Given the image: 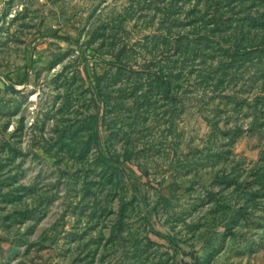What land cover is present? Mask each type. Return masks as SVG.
<instances>
[{
    "label": "rangeland",
    "instance_id": "374dc122",
    "mask_svg": "<svg viewBox=\"0 0 264 264\" xmlns=\"http://www.w3.org/2000/svg\"><path fill=\"white\" fill-rule=\"evenodd\" d=\"M262 167L264 0H0V264H264Z\"/></svg>",
    "mask_w": 264,
    "mask_h": 264
},
{
    "label": "trees",
    "instance_id": "16d2710c",
    "mask_svg": "<svg viewBox=\"0 0 264 264\" xmlns=\"http://www.w3.org/2000/svg\"><path fill=\"white\" fill-rule=\"evenodd\" d=\"M253 179L254 180H252V181L255 182L257 188L264 187V167L260 168L259 172L253 173ZM165 238L167 241L173 240V238L167 234H166ZM192 262H193V264H195V258L194 257H192ZM182 264H189V263L186 261H183Z\"/></svg>",
    "mask_w": 264,
    "mask_h": 264
}]
</instances>
